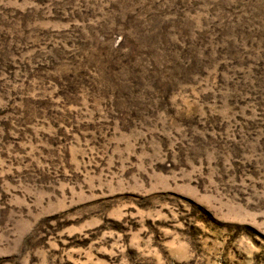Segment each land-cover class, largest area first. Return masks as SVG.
Wrapping results in <instances>:
<instances>
[{
  "label": "rangeland",
  "instance_id": "374dc122",
  "mask_svg": "<svg viewBox=\"0 0 264 264\" xmlns=\"http://www.w3.org/2000/svg\"><path fill=\"white\" fill-rule=\"evenodd\" d=\"M0 264H264V0H0Z\"/></svg>",
  "mask_w": 264,
  "mask_h": 264
}]
</instances>
